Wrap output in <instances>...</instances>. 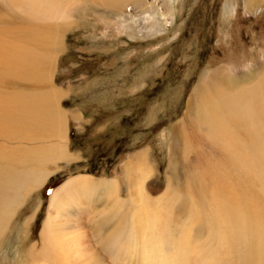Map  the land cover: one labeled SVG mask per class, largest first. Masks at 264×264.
I'll use <instances>...</instances> for the list:
<instances>
[{
	"label": "rangeland",
	"instance_id": "obj_1",
	"mask_svg": "<svg viewBox=\"0 0 264 264\" xmlns=\"http://www.w3.org/2000/svg\"><path fill=\"white\" fill-rule=\"evenodd\" d=\"M23 1L17 7L0 0V53L13 48L19 56L15 69L0 58V174L17 180L22 173L11 168L35 169L28 159L19 164L27 155H14L15 147L48 151L50 132L31 131V121L38 122L25 113L41 110L48 94L55 102L61 98L62 109L82 116L78 121L71 114L68 130L69 152L80 159L59 163V172L17 206L0 234V264H35L30 255L41 250L39 232L50 196L70 177L116 179L121 200L138 198L140 176L130 175L131 186L124 168L141 153L152 175L145 179L134 215L125 218L128 202L114 209L99 196L83 200L79 193L63 208L51 209L58 215L57 264H130L114 261L110 252L123 247L124 236L116 234L124 232L121 224L130 229L131 220L139 244L142 237L148 240L133 264H264L256 246L250 250L241 234L205 213L209 202L200 215L201 230L200 223L191 225L190 217L175 209L188 179L200 175L198 152L209 144L201 134L192 136L185 152L172 132L178 125L190 133L193 114L186 103L211 76L230 77L245 87L247 75L264 72V3L248 11L245 0ZM228 2L231 9L225 8ZM260 189L249 192L243 184L233 198L252 206ZM259 197L256 206L264 211V197ZM168 207L174 210L165 211ZM149 211L153 220H164L156 226L160 234L143 221ZM181 243L187 248H179Z\"/></svg>",
	"mask_w": 264,
	"mask_h": 264
},
{
	"label": "bare ground",
	"instance_id": "obj_2",
	"mask_svg": "<svg viewBox=\"0 0 264 264\" xmlns=\"http://www.w3.org/2000/svg\"><path fill=\"white\" fill-rule=\"evenodd\" d=\"M7 1L13 6L20 7L19 5L22 4L23 0ZM262 3H264V0H245V7L248 11H251L260 7ZM231 5L232 3L230 4L228 2L225 8L231 9ZM51 29L54 30L55 28ZM51 39L54 40L55 38L51 37L49 41H51ZM17 54L14 53L13 48H10V51L6 54L0 53V58L10 63L11 69H15L17 68V65L14 64L18 59L16 57L18 56ZM27 56V53L23 55L20 62L28 58ZM26 62L29 63L27 64V66H29L30 62ZM22 66L23 65H20L19 68H23ZM36 74H38L37 71ZM253 81L256 82L251 84ZM243 82L250 83V85L244 87L241 86L242 84L239 85L238 82H235V80L233 81L230 77L213 75L208 79L205 85L206 87L195 88L189 96L186 107L187 111L193 114V119L189 124L190 133L185 131L181 126L175 125L172 131L174 137L179 140L181 144H184L183 149L185 152V146L189 141V137L192 136H199V134H201L205 142L207 141L209 145L204 144L206 149H202V151L199 150L200 152H198L197 165L200 170L198 174L200 175H196V177L190 176L191 178L188 179L184 189V191L188 189L187 192H184L180 200H178L177 197L174 203H178L175 207L177 211H182L184 216L186 215L185 217H190L189 221L191 225L200 223L199 229L201 230L202 227L205 226L203 224L205 221L201 218V216H204L202 210L209 202L211 206L205 209V213L211 217L216 216V218H218V223L224 222L237 233L241 234L243 238L247 240L250 250L252 246H256V255L259 253L258 256L262 258L264 262V211L256 206V203H260L261 200L259 195L264 197V72H252L246 76V79H243ZM209 87L213 88L212 92L207 90ZM24 105L25 104H23V106ZM25 113L30 119H32L34 115L38 117L42 115L41 117H44L46 121H51L50 124H52V127L56 125V130L59 129V122H63V120L61 121L60 119V114L56 110L55 101L52 100L49 94L44 97L43 108L41 110L35 112L34 115H32L30 111H25ZM52 129L54 130V127ZM198 140L202 142L201 139ZM61 149L58 148L57 150L62 153ZM64 150L66 151V149ZM207 150L210 151L207 152ZM174 155L178 160L179 154L175 153ZM51 159L49 161H52ZM65 159H67L66 156H63L60 161ZM124 170H126L129 176V184L131 186H134L135 182L130 175L140 176V178L138 177L140 180H138L139 190H137V195H139V197L142 196L145 179L152 175V170L147 163L145 153L136 155L133 158V163L132 160L127 162ZM44 174L47 173L44 172ZM47 175H49V173ZM211 175L213 176L212 180ZM240 175L242 182H238L241 179L236 181L237 176ZM5 176L7 175L5 174ZM18 176L21 177L22 175ZM207 176H211V178L208 180V178H206ZM22 178L26 179L27 176L21 177V179L17 178L16 180L10 177L6 178L0 174V234L13 215L16 203L19 205L18 201H21L19 198L22 195L19 196L18 194L21 189L20 187H22L25 182H28L31 176L25 181H22ZM32 178L34 179V177ZM41 180L38 181L37 176L38 182L30 185L35 187L41 185V183L38 184L42 182ZM188 184H191L190 188ZM243 184L249 192L251 188L253 190L257 187L261 188L258 193L259 195H252V206L245 203L237 204L235 201L239 199L233 198L235 190L242 187ZM118 191L116 179L96 180L88 176H82L62 184L50 196L49 211H52V214L48 212V217H46V221L39 232V239L41 240L40 243L42 247L40 252L30 255V260L35 264L58 263L56 261L59 258L58 253H56V218H58V215L54 216L55 213H53L51 209L54 208V211H57L63 208L67 205L64 201H67L68 198L72 199L76 193H79V197L83 200L88 198L95 199L99 196L98 198H102L103 201L105 200L109 204L111 203L114 209H119L125 202H128L131 208L125 218H129L132 214L134 215L136 213L135 203L139 197L135 199L130 196L126 200H121ZM171 192V198H175L176 191ZM128 194L130 195V191ZM241 198H243V196H241L240 199ZM241 201H243V199H241ZM173 210V207L172 209L168 207L165 211ZM151 211L148 213V219H143V221L146 226L152 230V233H156L157 224L164 223V220H162V218L153 220ZM185 212L187 213L185 214ZM217 222L216 224L218 225ZM134 223L135 222L131 220L130 229L127 230L124 229L126 228L124 224H121L123 225L121 229H123L124 232L121 231L116 234V237L124 236L121 241L123 247H119V249H116L114 252H110L114 261L118 263L133 264L137 257L136 252L138 249L144 248L148 243V240L142 237L140 245L137 238L134 237ZM166 229V227H162V230ZM162 235L167 234L164 233ZM179 248L186 249L187 247L185 244L181 243ZM119 252L122 253L119 255ZM153 253L156 254L155 252Z\"/></svg>",
	"mask_w": 264,
	"mask_h": 264
},
{
	"label": "crops",
	"instance_id": "obj_3",
	"mask_svg": "<svg viewBox=\"0 0 264 264\" xmlns=\"http://www.w3.org/2000/svg\"><path fill=\"white\" fill-rule=\"evenodd\" d=\"M60 101H61V98L60 99H58L57 98V101L55 102V107H56V110H57V112L60 114V119H61V121L63 120V122L62 123H60L59 122V126H58V128L60 129V130H56L55 129V126L56 125H53V127H54V130L52 129L53 127L51 126L52 124H50L51 123V121H46V120H44V125H41V123H43V121H41L42 120V115L40 116V117H37L36 115H34V119L38 122V124L36 125V123H35V121H31L33 124H29L28 126H31V125H33V127H35V128H31V131L33 130V131H38V130H41V128H42V130H48L49 132H50V134H51V136H52V141H51V146L49 147V149H48V151H47V148L45 149V148H37V149H34V150H25V149H23V148H21V147H15V148H13L14 150L13 151H11V153H13L14 155H15V152L16 151H19L20 152V155H19V158H23L22 157V154L23 153H25L27 156L25 157V158H23L22 159V161L19 163V164H21V163H24L25 161H26V159H28L27 160V162L28 163H31V164H36L35 166H33V167H35V169H27V168H22L21 170H17L16 168H11L13 171H16V173H23L22 174V176L21 177H25V176H27V178L26 179H28V177H30L31 176V179L30 180H28V182H25V184L22 186V187H20L21 189L19 190V196L20 195H22V196H20V198L19 199H21V201L19 200L18 201V203H19V205L21 204V202H23V199H24V196H26L28 193H30L32 190H36V189H39V188H41V187H43L46 183H47V181H48V179H49V177L51 176V175H54L55 173H57V172H59V170H60V168L57 166L59 163H61V162H67V164H71L72 163V161H75V160H79L80 158H79V156H77V155H75V154H72L71 152H69V147H68V145H69V139H68V133L69 132H67L68 130H69V120L70 119H72L71 117H73V119H77L78 118V121L82 118V116H81V114L80 113H78V112H73V113H69V111H67V110H64V109H62L61 107L62 106H60L59 105V103H60ZM59 109V110H58ZM62 110V111H61ZM59 111H61V112H59ZM39 113V112H38ZM73 116H72V115ZM75 115H76V117H75ZM71 116V117H70ZM64 117V118H63ZM72 119V120H73ZM41 121V122H40ZM48 122V123H47ZM66 122V123H65ZM64 124V125H63ZM63 126V127H62ZM66 126V127H65ZM65 127V128H64ZM64 128V129H63ZM15 130H17V129H15ZM56 130V131H55ZM62 130V131H61ZM64 130V131H63ZM56 133H55V132ZM63 132V133H62ZM64 137V138H63ZM59 146V147H58ZM61 146V147H60ZM56 147V148H55ZM58 148H62L61 149V152L62 153H60L57 149ZM64 149H66V151L64 150ZM23 150V151H22ZM57 153V155H56V153ZM63 152H64V154H63ZM62 154V155H61ZM62 156V157H61ZM63 156H66V158L67 159H65V160H62V161H60V159L61 158H63ZM15 157L16 156H14V159H15ZM41 157H43V158H40ZM52 157H55V158H52ZM57 157V158H56ZM52 158V159H51ZM52 160V161H49V160ZM41 160V161H40ZM54 160V161H53ZM49 161V162H48ZM48 162V163H47ZM53 165L55 166V167H53ZM25 171V172H24ZM38 171V172H37ZM43 173H42V172ZM28 172V173H27ZM31 172V173H30ZM33 172V173H32ZM44 172H46L47 174L49 173V175H47V174H44ZM13 173V172H12ZM27 173V174H26ZM35 173V174H34ZM37 174V175H36ZM34 175V176H33ZM36 175V176H35ZM41 176V179H40V176ZM37 176H38V181H42V182H39L38 184H40L41 183V185H38V186H33V185H30V184H33V183H36V182H38L37 181ZM82 176H85L84 174L82 175V174H80V175H76V176H73V177H70V178H68L67 180H65L63 183H65V182H67V181H69V180H71V179H74V178H78V177H82ZM89 176V175H88ZM32 177H34V179L32 178ZM45 177V178H44ZM92 176H89V178H91ZM26 179H24V178H22V181H25ZM21 181V180H20ZM30 181H31V183H30ZM27 183H29V184H27ZM62 183V184H63ZM62 184H60L57 188H59ZM25 187H27V188H25ZM23 188H24V191H23ZM57 188H55L54 190H53V192L57 189ZM21 191V192H20ZM23 191V192H22ZM52 192V193H53ZM17 203H16V206H15V209L17 208V206H19Z\"/></svg>",
	"mask_w": 264,
	"mask_h": 264
},
{
	"label": "trees",
	"instance_id": "obj_4",
	"mask_svg": "<svg viewBox=\"0 0 264 264\" xmlns=\"http://www.w3.org/2000/svg\"><path fill=\"white\" fill-rule=\"evenodd\" d=\"M93 177V176H92Z\"/></svg>",
	"mask_w": 264,
	"mask_h": 264
}]
</instances>
